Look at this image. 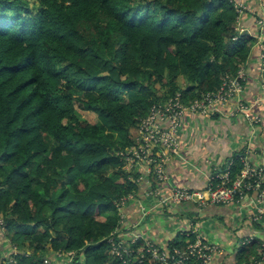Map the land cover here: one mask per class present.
<instances>
[{"label": "trees", "instance_id": "obj_1", "mask_svg": "<svg viewBox=\"0 0 264 264\" xmlns=\"http://www.w3.org/2000/svg\"><path fill=\"white\" fill-rule=\"evenodd\" d=\"M235 3L0 0V255L12 244L17 264H67L72 252V264H123L108 238L118 240L121 201L140 188L121 153L142 120L178 93L189 103L218 90L249 59L260 66L256 16ZM249 17L252 31H240ZM242 242L240 258L262 257L259 239ZM139 244L144 260L127 264H161Z\"/></svg>", "mask_w": 264, "mask_h": 264}, {"label": "built area", "instance_id": "obj_2", "mask_svg": "<svg viewBox=\"0 0 264 264\" xmlns=\"http://www.w3.org/2000/svg\"><path fill=\"white\" fill-rule=\"evenodd\" d=\"M239 13L244 14L249 9L243 2L234 0ZM255 23L258 28V40L253 48H260L259 56V82L264 93V3L261 5V13H255ZM239 26V30L243 31ZM245 31V30H244ZM247 79L245 66H242L235 76L226 74L222 77V83L218 90L203 93L199 98L189 103L182 101L178 93L165 102L155 104L151 107L149 115L144 118L136 134V143L129 146L121 153L125 160L124 169L131 174H137V182L145 189L147 197L157 199V205H164L168 209L181 204H194L199 207L207 205H230L238 203L250 194L256 196V200L264 204V164H253L247 149L240 161L242 168L234 173L235 159L231 157L219 172L211 173L209 185L204 189H191L187 186L175 185L171 182L168 174V165L171 160L180 154L179 132L183 126L182 119L188 113H198L202 116H210L215 112H224L227 116L236 117L243 115L251 123L258 125L262 123L261 116L256 112L262 103L263 96L258 97L253 104L245 103L243 98L244 86ZM225 109V110H224ZM166 190H165V188ZM131 194L127 199L121 201L119 217L123 228L114 232L118 240L109 237L108 242L112 248L110 253L118 256L126 263L133 253L137 254L138 263H142L146 254L136 251L140 247L141 237L127 239L130 228L125 226L123 206L133 198ZM145 215L150 210L142 209ZM143 214V215H144ZM144 218V217H143ZM3 220L0 219V227ZM189 234H195L196 240L189 239L184 248H174L170 251L159 250L155 245L146 242L147 254L161 264H182L187 260L195 259L198 264H211L213 256L217 251L216 245L204 242L199 235V224L191 222ZM253 237L242 242L243 245L250 244ZM262 263L264 264V242L262 243ZM18 251L15 245H11L10 254L5 257L3 264H17L15 256ZM63 252L57 257L61 258ZM68 255L67 264H72L76 259V253ZM54 258L45 259L46 264H53ZM56 261V260H55Z\"/></svg>", "mask_w": 264, "mask_h": 264}, {"label": "crops", "instance_id": "obj_3", "mask_svg": "<svg viewBox=\"0 0 264 264\" xmlns=\"http://www.w3.org/2000/svg\"><path fill=\"white\" fill-rule=\"evenodd\" d=\"M238 1L250 4L248 7L253 13L249 14L255 17L259 11V6L257 11L254 7L257 0ZM253 23L250 17L241 22L242 27L248 31H252ZM250 66L249 59L245 66L247 79L243 98L245 103L253 104L258 97L263 96L260 97L263 100L256 111L262 123L255 125L243 115L227 116L225 111L210 116L186 114L188 116L179 132L180 154L167 167L173 184L204 189L209 185L212 172H219L231 157L244 155L247 149L251 151L249 159L253 164H264V93L259 82V68L250 69ZM161 206L164 209H159L157 199L147 197L145 189L140 186L133 198L123 206L125 226L131 229L127 239L137 235L145 243L150 242L159 250L167 252L177 248L174 243L179 240L178 237L183 236L188 240L187 234L193 222L199 224L202 240L218 247L211 264H263L261 258L258 259L250 252H246L244 258H240L242 255L239 253L240 243L250 237L264 242V204L259 203L254 194L230 205L199 207L181 204L172 209ZM143 208L150 210L148 215L143 213ZM154 214L158 217L151 219ZM4 245L2 249L8 253L10 245ZM6 256L0 255V264Z\"/></svg>", "mask_w": 264, "mask_h": 264}, {"label": "rangeland", "instance_id": "obj_4", "mask_svg": "<svg viewBox=\"0 0 264 264\" xmlns=\"http://www.w3.org/2000/svg\"><path fill=\"white\" fill-rule=\"evenodd\" d=\"M246 5H247V3H246ZM248 5H250V4H248ZM248 5H247V7H248ZM262 5V4H261ZM249 9H251L250 7H248ZM255 10L257 11V9L255 8ZM245 13H253L252 11H249V10H247L246 12H244V14ZM258 13L260 14L261 13V8H260V12L258 11ZM183 78L181 77V80H182ZM81 113V112H80ZM81 116L83 117V118H87V119H91V121L92 122H94V123H96L97 122V117H95V116H93V115H91V114H87V113H81ZM188 115H185L184 117H183V119H182V122H183V126H184V123H185V119H186V117H187ZM196 117H201V116H196ZM181 149H182V147H181ZM182 152V151H181ZM159 209H164V207L163 206H160L159 207ZM157 213V212H156ZM111 215L113 214V213H110ZM109 214V215H110ZM158 216L156 215V214H154L152 217H151V219H154V218H157ZM0 219H2L3 220V218H2V215H1V213H0ZM147 220H149V219H147ZM4 222V221H3ZM2 230L5 232V229L4 228H2ZM9 239V238H8ZM11 242H13L12 241V239H9ZM44 262H45V260H44Z\"/></svg>", "mask_w": 264, "mask_h": 264}]
</instances>
